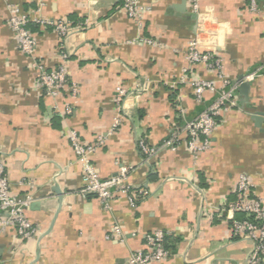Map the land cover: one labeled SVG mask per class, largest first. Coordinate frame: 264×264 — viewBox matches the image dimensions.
I'll return each mask as SVG.
<instances>
[{"label":"crops","instance_id":"crops-1","mask_svg":"<svg viewBox=\"0 0 264 264\" xmlns=\"http://www.w3.org/2000/svg\"><path fill=\"white\" fill-rule=\"evenodd\" d=\"M139 2L149 10L138 24L122 11V0H0V163L14 193L33 185L26 215L37 229L29 241L11 227L0 232V264H127L154 231L164 234L170 257L153 264H247L252 243L230 230V219L243 215L227 207L241 175L264 207V15L249 13L245 0H199L198 25L189 0ZM8 6L77 28L61 39L30 24L36 48L28 57L7 25ZM195 35L203 51L222 60L230 85L242 77L249 86L247 96L237 89V107L217 119L210 149L197 156L182 145L163 147L215 100L205 94L198 104L192 88L177 83ZM61 42L68 81L51 97L38 87L33 63L56 69ZM193 73L215 78L203 65ZM118 87L126 97L117 108ZM117 117L119 126L107 135ZM69 131L85 143L105 135L91 156L99 177L131 167L128 183L147 196L135 208L118 197L105 210L94 195L82 194ZM141 139L159 151L148 161L137 147ZM113 223L121 224L123 243L106 238Z\"/></svg>","mask_w":264,"mask_h":264},{"label":"built area","instance_id":"built-area-1","mask_svg":"<svg viewBox=\"0 0 264 264\" xmlns=\"http://www.w3.org/2000/svg\"><path fill=\"white\" fill-rule=\"evenodd\" d=\"M247 11L251 14L264 15V0H245ZM190 11L197 18L198 25H201L202 12L199 0H189ZM122 11L127 18L135 23H140L144 14L149 10L143 7L139 0H122ZM7 25L14 35L16 44L28 57L35 53L36 40L29 30V25L34 24L43 29L52 28L61 39L67 37L73 29L72 25L65 20L47 21L32 18L28 12H23L16 6L7 8ZM140 43L149 46H160L157 41L140 39ZM62 42L59 46L60 64L54 70L47 71L42 63H33L37 71V85L51 97H57L65 88L68 81L67 62L68 55L62 50ZM185 66L181 70L177 83L187 84L193 90L195 102L201 104L205 94L215 96L210 106L205 108L193 121L187 122L181 129H174L163 147L175 151L180 145L186 151L197 156L199 153L208 151L211 147V136L217 125V119L237 107V84H229L222 70V60L210 51H203L198 35L193 36L183 55ZM203 65L206 71L214 73V79H205L193 73V69ZM72 97L76 95L77 89L74 83L70 85ZM126 91L120 87L115 90V105L120 107ZM182 113V111H180ZM66 114L71 113L67 107ZM120 119L114 120L113 128L107 133L111 135L114 129L119 126ZM184 134L185 138L180 135ZM67 141L75 155L76 161L81 165L82 194L94 195L105 210L110 209L111 202L118 198H126L129 206L135 208L147 193L142 189H134L128 183V177L132 172L131 167L120 166L116 175L108 179H101L96 167L91 161V156L97 149L102 147L106 136L100 135L92 143L83 142L77 133L69 131ZM138 150L146 161L155 157L159 152L157 148L148 145L143 139L137 143ZM27 191L16 194L12 191L6 174L5 165L0 163V232L6 228H14L17 236L24 241H29L37 235V229L27 218V210L33 201L31 190L33 185L26 184ZM251 182L245 175H241L237 181L234 192L235 201L230 203L227 211L232 214H242V219L231 218L230 230L233 235L248 240L252 248L247 258V264H264V207L259 200L252 196ZM108 240L123 243L125 241L122 226L113 223L109 230ZM170 252L164 247V234L161 231H154L144 236V243L141 249L130 253L127 264H153L167 260Z\"/></svg>","mask_w":264,"mask_h":264},{"label":"water","instance_id":"water-1","mask_svg":"<svg viewBox=\"0 0 264 264\" xmlns=\"http://www.w3.org/2000/svg\"><path fill=\"white\" fill-rule=\"evenodd\" d=\"M237 84L239 85V87H238L239 92H241L244 96H247L249 86H248V84L243 83L242 77H239V79L237 80ZM55 191H56V193H58L57 189Z\"/></svg>","mask_w":264,"mask_h":264},{"label":"trees","instance_id":"trees-1","mask_svg":"<svg viewBox=\"0 0 264 264\" xmlns=\"http://www.w3.org/2000/svg\"><path fill=\"white\" fill-rule=\"evenodd\" d=\"M243 218V216L240 218V219H242ZM239 219V218H238Z\"/></svg>","mask_w":264,"mask_h":264}]
</instances>
